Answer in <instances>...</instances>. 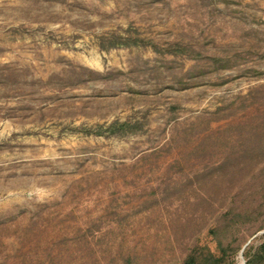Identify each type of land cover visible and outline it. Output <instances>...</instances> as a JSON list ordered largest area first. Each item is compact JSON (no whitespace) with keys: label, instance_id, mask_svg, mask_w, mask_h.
Segmentation results:
<instances>
[{"label":"rangeland","instance_id":"obj_1","mask_svg":"<svg viewBox=\"0 0 264 264\" xmlns=\"http://www.w3.org/2000/svg\"><path fill=\"white\" fill-rule=\"evenodd\" d=\"M264 0H0V264H264Z\"/></svg>","mask_w":264,"mask_h":264},{"label":"trees","instance_id":"obj_2","mask_svg":"<svg viewBox=\"0 0 264 264\" xmlns=\"http://www.w3.org/2000/svg\"><path fill=\"white\" fill-rule=\"evenodd\" d=\"M262 249L264 250V245L262 246ZM185 264H187V263H185Z\"/></svg>","mask_w":264,"mask_h":264}]
</instances>
